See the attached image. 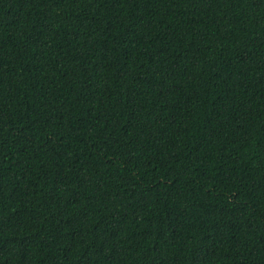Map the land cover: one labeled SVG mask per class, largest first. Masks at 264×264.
Masks as SVG:
<instances>
[{"label":"trees","instance_id":"obj_1","mask_svg":"<svg viewBox=\"0 0 264 264\" xmlns=\"http://www.w3.org/2000/svg\"><path fill=\"white\" fill-rule=\"evenodd\" d=\"M0 264H264V0H0Z\"/></svg>","mask_w":264,"mask_h":264}]
</instances>
